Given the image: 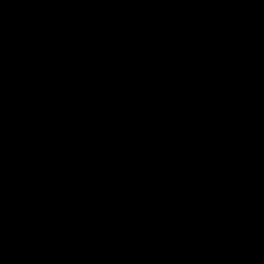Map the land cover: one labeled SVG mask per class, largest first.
I'll return each instance as SVG.
<instances>
[{"label":"water","instance_id":"water-1","mask_svg":"<svg viewBox=\"0 0 264 264\" xmlns=\"http://www.w3.org/2000/svg\"><path fill=\"white\" fill-rule=\"evenodd\" d=\"M0 264H264V0H0Z\"/></svg>","mask_w":264,"mask_h":264}]
</instances>
